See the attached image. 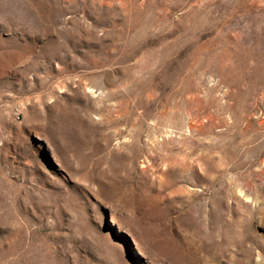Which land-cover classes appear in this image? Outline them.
<instances>
[{
  "label": "rangeland",
  "instance_id": "1",
  "mask_svg": "<svg viewBox=\"0 0 264 264\" xmlns=\"http://www.w3.org/2000/svg\"><path fill=\"white\" fill-rule=\"evenodd\" d=\"M0 264H264V0H0Z\"/></svg>",
  "mask_w": 264,
  "mask_h": 264
}]
</instances>
